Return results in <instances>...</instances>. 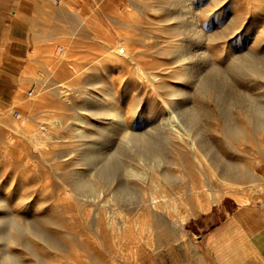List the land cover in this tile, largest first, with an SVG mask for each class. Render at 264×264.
<instances>
[{
  "label": "rangeland",
  "instance_id": "1",
  "mask_svg": "<svg viewBox=\"0 0 264 264\" xmlns=\"http://www.w3.org/2000/svg\"><path fill=\"white\" fill-rule=\"evenodd\" d=\"M180 1L24 2L34 5L22 8L31 50L0 98V222L14 237L0 239V264H209L200 238L259 199L264 78L229 67L249 52L264 56V0ZM179 13L199 41L177 27ZM106 43L123 44L127 57L111 50L110 62ZM178 45L199 54L187 61L196 75L187 84L175 78ZM171 87L184 91L176 103L194 108V152L162 126ZM97 98L120 115L118 127L93 112ZM96 126L110 132L94 147L117 152L110 179L82 159ZM128 133L148 135L157 156L138 158ZM46 217L50 239L16 229Z\"/></svg>",
  "mask_w": 264,
  "mask_h": 264
},
{
  "label": "bare ground",
  "instance_id": "2",
  "mask_svg": "<svg viewBox=\"0 0 264 264\" xmlns=\"http://www.w3.org/2000/svg\"><path fill=\"white\" fill-rule=\"evenodd\" d=\"M173 1L176 2L179 0H173ZM181 1H180V4H182ZM172 3H174V2H172ZM177 3H179V2H177ZM170 16H172V15H170ZM174 18H176L179 21L180 25L177 27L185 32V33L184 32L183 33L186 34L187 39L195 38V40L199 41V39L202 35L201 32L199 30H197L195 26L190 25V23H187L185 21V19L183 18L182 13H179L177 16L174 15ZM193 24H195V23L193 22ZM178 28H176V30ZM104 45H105V52H106L105 58H106V56H107V58H110V59L106 58L109 61L112 59L111 57H114V56L108 57V55L111 53V50L114 53V55L119 54L120 49H123V53H120V55L123 56V54L125 52V50H124L125 47L123 44H121L120 46H118L119 45L118 44L117 46H114V47L112 46L111 43H106ZM178 46L179 47L174 49L175 52H173L174 56H175L174 57L175 61L178 64V67H177L178 70L176 71L177 74L175 75V78L177 79V81H182V82L187 84L188 82H190V80H192L196 77V75H192V74L189 75V69L191 67L187 66V61L194 63V60L197 59V56L199 54L196 56V54L192 53L193 51L191 52L187 49L183 50L184 48L181 49L180 45H178ZM181 47H184V46L181 44ZM125 56L127 57V53L124 54L123 57H125ZM106 59H104V60H106ZM116 59H118V58H116ZM235 62H236L235 64H232L229 67V69L235 75H241V76H244V75H250L251 76L252 75V76H255L257 78H264V56H260V55L257 56L254 53L249 52L246 55V57L237 58L235 60ZM188 65H190V64H188ZM136 66H137V70H138V72H137L138 75L145 77V72L143 71V69L141 67H139L137 64H136ZM214 72L216 74L218 73L217 70H215ZM178 74H180V75H178ZM223 82L225 83V86L223 87L225 90L223 92H221V94L227 93L226 89L228 88L227 87L228 82L225 80V77H223ZM49 89H51V88H49ZM170 90H171V92L168 94L167 100L163 101L164 114H162V116L160 118V120L163 123L162 126H165L167 129V135H166L167 139L172 140V141L177 140V141H180L182 143H187L188 149L190 151L194 152V151L198 150L197 139L195 136L198 134L197 132L199 131L198 127L196 125V122H194L195 121L194 108L190 107L184 101H182L181 103H176L177 98L179 99L184 95L183 94L184 91L180 90L178 92L174 87H171ZM54 92L57 93V95L61 93L59 90H56V89L54 90ZM36 96H38V95H36ZM103 100L101 98H97L95 100L94 105H95V109L97 111L93 110V112L95 114L99 115L100 118L101 117L104 118V120L106 122L110 123V125H111L110 129H114V128L118 127V125H119L120 115H116L115 111L114 112L112 111L113 113L112 112L108 113L109 110L106 109L105 103L103 102ZM250 110L253 111L255 114L256 113L259 114L263 111V108L261 106H257L256 104L255 105L251 104ZM262 123H264V121H263V119H260V120H257L256 124H262ZM90 126H91V124H90ZM92 127H94L93 124H92ZM96 128H97L96 130H98L99 133L97 132L98 135L96 134L97 136H95V137H93L94 135L89 136V138L91 137L90 140L88 139L89 143H90V147L88 149H86L87 151L86 150L84 151L85 153L83 154L82 159L85 162V165L89 164L95 168L98 167L97 169H98L99 173H101L102 176H104L105 178L110 179L114 176V174L116 173L117 168H118L116 165L117 164L116 163L117 152L105 153L106 151L101 152L98 150L101 146V144L99 142L100 136H102L104 134H108L107 132H110V131L107 130L105 127H101V126H96ZM109 134H111V133H109ZM98 142H99L100 146H99V148L97 147L98 149H96L94 147V144H98ZM152 142L153 141L151 140V138H148V135H146L145 133H143V134H141V133L140 134L139 133H128V137L126 139V144L128 145V147L132 146L133 148H135V154L140 159L144 158V157L148 158V157L157 156L158 152L152 146ZM102 148H103V144H102ZM238 187H240V186H238ZM3 202H5V201H3ZM39 205L42 206V204H39ZM1 206L2 205H0V208H1ZM37 210H38V208H37ZM43 223H49L50 224L51 222H50V219L46 217L45 219H42V220H32L31 222H27L26 224L18 223V224H16V229L18 230V232H20L22 234H26V235L34 238V239H37V240L50 239L51 238L50 234L45 229H43V226H42ZM8 225H10V224L9 223L6 224V222L5 223L0 222V239L1 240H3V239L4 240L14 239V237L9 233ZM6 257L10 258L11 255H6L5 258Z\"/></svg>",
  "mask_w": 264,
  "mask_h": 264
},
{
  "label": "crops",
  "instance_id": "3",
  "mask_svg": "<svg viewBox=\"0 0 264 264\" xmlns=\"http://www.w3.org/2000/svg\"><path fill=\"white\" fill-rule=\"evenodd\" d=\"M34 0H0V98L14 90L19 69L31 50V30L24 4ZM254 183H264V160L257 166ZM209 264H264V186L259 199L235 209L199 240Z\"/></svg>",
  "mask_w": 264,
  "mask_h": 264
},
{
  "label": "built area",
  "instance_id": "4",
  "mask_svg": "<svg viewBox=\"0 0 264 264\" xmlns=\"http://www.w3.org/2000/svg\"><path fill=\"white\" fill-rule=\"evenodd\" d=\"M56 2H59L60 0H55ZM121 51V53H123V49H120ZM255 264H260V263H255Z\"/></svg>",
  "mask_w": 264,
  "mask_h": 264
}]
</instances>
